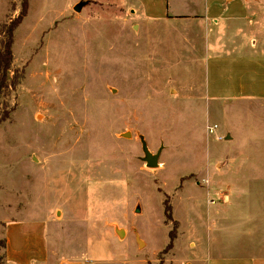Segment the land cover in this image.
Instances as JSON below:
<instances>
[{
  "label": "rangeland",
  "instance_id": "rangeland-1",
  "mask_svg": "<svg viewBox=\"0 0 264 264\" xmlns=\"http://www.w3.org/2000/svg\"><path fill=\"white\" fill-rule=\"evenodd\" d=\"M75 1L28 0L15 32L19 85L0 96V222L20 226L0 227V243L34 233L37 244L45 224L55 264H209L215 242L264 254V101L208 97L204 52L176 32L142 37L123 0H80L69 13ZM21 9L0 0V27ZM257 9L264 28V1ZM209 123L224 141L206 135ZM144 146L160 153L158 169ZM230 187L223 209L215 194Z\"/></svg>",
  "mask_w": 264,
  "mask_h": 264
},
{
  "label": "crops",
  "instance_id": "crops-1",
  "mask_svg": "<svg viewBox=\"0 0 264 264\" xmlns=\"http://www.w3.org/2000/svg\"><path fill=\"white\" fill-rule=\"evenodd\" d=\"M78 1L80 0L71 5L69 13L72 8L76 11V8L84 3L78 4ZM123 1L145 23L144 26L140 25V29L143 28L142 37L145 35L153 37L163 31L176 32L180 33L195 51L201 49L204 52V80L208 97L215 98L217 102H222L219 101L222 99L218 98L226 100L235 96L259 98L264 101V40H260L264 35V28L261 23H257V18L261 14L257 7L264 0H135L137 10L131 9L128 5L130 0ZM68 15L60 14L59 19L54 21L58 22ZM220 92L224 94L221 95ZM213 125L216 124L209 123L206 127V135L208 128ZM219 130L220 128L218 134L222 135ZM207 136L211 137L209 133ZM216 141L222 142L217 139ZM231 160L234 162L235 158ZM230 190L236 196L239 189L230 187L228 192L219 191L215 194L221 199L223 209L234 199L230 196ZM214 202L211 201L212 204ZM224 212L218 209L215 215L220 219ZM247 221L236 225H248ZM213 222L214 219L212 224ZM19 226L18 222L9 223L8 226L0 222L3 232L6 227L10 230ZM42 226L44 232L42 237L37 236V244L26 240L27 237L34 236V233L20 240L18 246L15 244L13 249L11 242L4 238L5 264L8 249L14 253V259L9 260L13 264H55L56 252L48 242L45 224ZM28 229L24 231L30 235ZM31 240L35 242L36 239ZM215 243L209 247V264H264V254L257 253L255 245L254 247L248 245L250 248L247 249L237 248L238 252L230 255L229 251L223 250L224 247L221 246L223 244Z\"/></svg>",
  "mask_w": 264,
  "mask_h": 264
},
{
  "label": "trees",
  "instance_id": "trees-1",
  "mask_svg": "<svg viewBox=\"0 0 264 264\" xmlns=\"http://www.w3.org/2000/svg\"><path fill=\"white\" fill-rule=\"evenodd\" d=\"M22 1V9L18 17L10 22H5L0 27V37H1V46H0V96L4 93H8L10 90H15L19 85L20 74L19 72H15L14 76L10 78V73L12 71V67L14 64V54H13V46L15 39V32L19 25L22 23L24 18L27 15L28 9V0ZM13 10H15V6H13ZM7 116V115H6ZM6 116H4L6 118ZM3 117V118H4ZM2 121V117H0V122ZM166 213L169 215L166 206ZM2 248H6V242L2 241L0 243ZM4 260L2 263L4 264Z\"/></svg>",
  "mask_w": 264,
  "mask_h": 264
},
{
  "label": "water",
  "instance_id": "water-1",
  "mask_svg": "<svg viewBox=\"0 0 264 264\" xmlns=\"http://www.w3.org/2000/svg\"><path fill=\"white\" fill-rule=\"evenodd\" d=\"M79 7L76 8V11H80ZM144 152H145L144 161L146 162L147 167L151 169H158L160 167V164H159L160 153L153 155L150 153L149 149L146 146H144Z\"/></svg>",
  "mask_w": 264,
  "mask_h": 264
},
{
  "label": "built area",
  "instance_id": "built-area-1",
  "mask_svg": "<svg viewBox=\"0 0 264 264\" xmlns=\"http://www.w3.org/2000/svg\"><path fill=\"white\" fill-rule=\"evenodd\" d=\"M218 125H213L208 128V133L210 136H215L218 141H224V137L218 134Z\"/></svg>",
  "mask_w": 264,
  "mask_h": 264
},
{
  "label": "bare ground",
  "instance_id": "bare-ground-1",
  "mask_svg": "<svg viewBox=\"0 0 264 264\" xmlns=\"http://www.w3.org/2000/svg\"><path fill=\"white\" fill-rule=\"evenodd\" d=\"M120 234H123L122 232H120Z\"/></svg>",
  "mask_w": 264,
  "mask_h": 264
}]
</instances>
